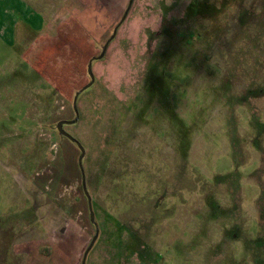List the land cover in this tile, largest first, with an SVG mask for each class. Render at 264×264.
<instances>
[{
  "label": "rangeland",
  "instance_id": "obj_1",
  "mask_svg": "<svg viewBox=\"0 0 264 264\" xmlns=\"http://www.w3.org/2000/svg\"><path fill=\"white\" fill-rule=\"evenodd\" d=\"M129 1L0 0V264H264V0H134L90 222Z\"/></svg>",
  "mask_w": 264,
  "mask_h": 264
},
{
  "label": "water",
  "instance_id": "obj_2",
  "mask_svg": "<svg viewBox=\"0 0 264 264\" xmlns=\"http://www.w3.org/2000/svg\"><path fill=\"white\" fill-rule=\"evenodd\" d=\"M134 0H130L129 1V4L127 6V9L123 15V17L121 18V20L119 21L118 25L114 28V31L112 33V35L110 36V38L107 40V42H105V45L103 46L102 48V52L101 54L98 56V57H94L93 59H91L88 63V67H87V73L89 78H90V82L84 86L83 88H81L78 92H76L75 96H74V99H73V110H74V113H75V119L73 121H60L59 123H57L56 125V129L58 131V133L63 136L64 138H66L67 140H69L70 142L74 143L77 148L79 149L80 151V156H79V159H78V166H79V169H80V172H81V176H82V189H83V192H84V195L88 201V210H89V215H90V222L96 226V222H95V214H94V211H93V206H92V199H91V196L87 190V186L86 185V177H85V173H84V169H83V160L85 158V150L84 148L80 145V143L77 141V139L75 140V138L71 137L69 134H67L65 131H64V126H70V125H74L77 123L78 119H79V114H78V109H77V101H78V98L79 96L85 92L86 90H89V88L91 89V87L94 85L95 83V77L93 75V71H92V67H93V63L95 61H99V60H102L103 58H105L104 56L106 55V52H107V49L109 47V45L111 44V42L115 39L117 33H118V30L119 28L122 26V24L125 22L126 18H127V15L132 7V4H133ZM98 235H99V231L96 227V233H95V236L93 237L89 247L86 249L85 253H84V256H83V259H82V264H86V261H87V258H88V255L89 253L91 252V250H93V247L98 239Z\"/></svg>",
  "mask_w": 264,
  "mask_h": 264
},
{
  "label": "crops",
  "instance_id": "obj_3",
  "mask_svg": "<svg viewBox=\"0 0 264 264\" xmlns=\"http://www.w3.org/2000/svg\"><path fill=\"white\" fill-rule=\"evenodd\" d=\"M25 3V2H24ZM39 15V14H38Z\"/></svg>",
  "mask_w": 264,
  "mask_h": 264
}]
</instances>
